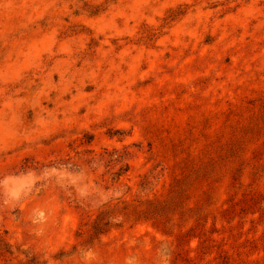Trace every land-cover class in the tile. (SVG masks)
I'll list each match as a JSON object with an SVG mask.
<instances>
[{
    "label": "rangeland",
    "instance_id": "374dc122",
    "mask_svg": "<svg viewBox=\"0 0 264 264\" xmlns=\"http://www.w3.org/2000/svg\"><path fill=\"white\" fill-rule=\"evenodd\" d=\"M0 264H264V0H0Z\"/></svg>",
    "mask_w": 264,
    "mask_h": 264
},
{
    "label": "trees",
    "instance_id": "16d2710c",
    "mask_svg": "<svg viewBox=\"0 0 264 264\" xmlns=\"http://www.w3.org/2000/svg\"><path fill=\"white\" fill-rule=\"evenodd\" d=\"M250 138H240L238 144L232 145L226 150H222L219 158L215 161H220L222 163V170H224L227 167V162L229 159H232L229 163L233 161H238L242 160V156L245 152V143H248ZM214 161V160H213ZM209 162V164H204L199 167H191L188 166L191 171H189V174L186 175L183 179L177 181L174 185V190L172 196H170L168 199L164 201H156V202H148L145 206L144 209H141L139 211H136L134 209V214L135 217H139V219H167L171 221L170 216L171 213L175 208H180L184 209V201L185 195L188 192L189 187L192 185V182L194 181L191 180L193 177H200V176H205V177H211L216 174V168L218 167L219 164L215 162ZM228 163V164H229ZM187 167V168H188ZM259 169L258 166L255 167V170ZM221 170V171H222ZM191 180V181H190ZM127 208V207H125ZM189 210H185V214L188 213ZM191 213V212H190ZM198 215V213H195ZM107 225V223H103V219H97L93 223V235H97L103 231V226ZM207 242V241H206ZM206 249H212L213 246L210 248L208 246L205 247ZM222 258L226 260L225 262H228L229 257L226 255H222Z\"/></svg>",
    "mask_w": 264,
    "mask_h": 264
}]
</instances>
